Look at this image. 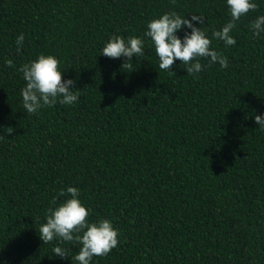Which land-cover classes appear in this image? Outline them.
<instances>
[{"label":"trees","instance_id":"16d2710c","mask_svg":"<svg viewBox=\"0 0 264 264\" xmlns=\"http://www.w3.org/2000/svg\"><path fill=\"white\" fill-rule=\"evenodd\" d=\"M252 2L257 11L225 46L212 31L231 19L226 0H0V264H77L80 244L39 238L68 187L80 190L88 223L108 220L119 233L90 264H264V130L254 123L264 114V33L251 30L264 0ZM173 11L203 17L193 24L227 68L201 59L195 78L180 61L174 77L159 68L144 33ZM113 35L144 40L131 69L102 56ZM42 54L80 96L28 114L18 69Z\"/></svg>","mask_w":264,"mask_h":264},{"label":"clouds","instance_id":"9594fccd","mask_svg":"<svg viewBox=\"0 0 264 264\" xmlns=\"http://www.w3.org/2000/svg\"><path fill=\"white\" fill-rule=\"evenodd\" d=\"M175 3V0H171ZM231 19L223 26L221 31H212V38L223 41L225 46H234L236 41L231 33L242 16L250 11L255 12L258 5L252 0H226ZM193 22L202 25L204 19L198 15H191L185 19L176 12L163 14L158 19H153L147 24V31L144 36L150 38L154 45L155 54L159 59V68L169 72L173 77L176 75L171 69L175 61L186 65V73L193 75L201 72L204 65L201 59L207 61L211 67L219 64L221 68L228 67L227 58L220 52L212 50L211 40L201 27H195ZM182 29L185 31L183 39L176 35ZM253 36L264 33V15L258 16L251 24ZM24 35L16 38L17 52L23 47ZM144 40L139 37L129 36L127 41L121 36L113 35L103 47L102 56L119 59L124 58L121 67L131 69L133 57L144 54ZM7 67H14L12 60H6ZM59 61L51 55H40L35 61L22 65L18 71L23 74L26 86L21 89L23 108L28 114H36L45 107H52L57 103L73 105L78 101L80 90L75 88V82L71 79H62L59 70ZM75 89V91H73ZM254 123L264 130V114L254 116ZM12 128L7 129L11 135ZM4 139V136H0ZM58 196H70L64 203L55 209L49 208L46 214V223L42 224L40 240L48 243L54 239L63 242H75L82 247L79 253L73 257L77 264H90L93 257H105L118 245V231L113 228L108 220H101L97 223H88L89 210L84 207L78 199L80 190L75 187H68L60 190ZM56 203V198L52 204ZM53 254L64 259L68 251L62 247H54Z\"/></svg>","mask_w":264,"mask_h":264}]
</instances>
